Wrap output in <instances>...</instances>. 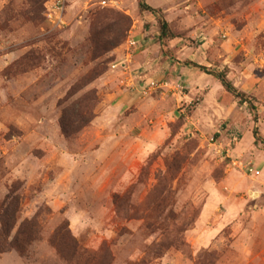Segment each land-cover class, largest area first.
Segmentation results:
<instances>
[{
  "label": "rangeland",
  "instance_id": "obj_1",
  "mask_svg": "<svg viewBox=\"0 0 264 264\" xmlns=\"http://www.w3.org/2000/svg\"><path fill=\"white\" fill-rule=\"evenodd\" d=\"M52 1L0 0V264H264V0Z\"/></svg>",
  "mask_w": 264,
  "mask_h": 264
},
{
  "label": "trees",
  "instance_id": "obj_2",
  "mask_svg": "<svg viewBox=\"0 0 264 264\" xmlns=\"http://www.w3.org/2000/svg\"><path fill=\"white\" fill-rule=\"evenodd\" d=\"M138 7H139L140 12L149 13L157 18V21L160 27V41H163L165 39H171L172 35L169 30L168 24L165 22V20L163 19V17L157 10L151 8L150 6L146 5L142 1L139 2ZM183 65L185 67L195 69L201 73H204V74H207L213 77L221 85L222 89L226 93L231 95L237 101L238 105L242 106L244 104H247L248 109L252 112H255L256 108L252 104V98L248 97L242 92H239L231 84V82L227 79L226 74L224 72L209 71L205 67L194 64L192 62H186V63H183ZM99 74L101 75L103 74V72ZM84 117L85 115L82 112H80V110L71 109V108L64 110L61 123H60V129H61L62 134L65 137L70 138L76 135L77 133H79L89 123V121H87ZM255 120H256V117H254V121ZM253 137H254L255 143H257V141L261 142V139L259 138V135L255 129L253 130ZM7 201H8V204L3 203V206H5L6 209L13 205L12 198L7 197L5 202ZM2 213L3 214L0 215V223H1L0 236H4L5 240H7L10 234L13 219H11V221H8L6 219L5 212L3 211ZM11 243H13V241ZM30 243H31V240H28L26 244H30ZM56 249H58L57 245H56Z\"/></svg>",
  "mask_w": 264,
  "mask_h": 264
},
{
  "label": "built area",
  "instance_id": "obj_3",
  "mask_svg": "<svg viewBox=\"0 0 264 264\" xmlns=\"http://www.w3.org/2000/svg\"><path fill=\"white\" fill-rule=\"evenodd\" d=\"M47 22L53 26H60L63 24V1L62 0H53L47 9V13L45 14ZM251 173L253 171L249 170ZM254 175H259V172L255 171Z\"/></svg>",
  "mask_w": 264,
  "mask_h": 264
}]
</instances>
